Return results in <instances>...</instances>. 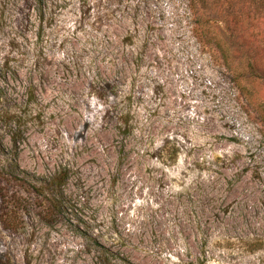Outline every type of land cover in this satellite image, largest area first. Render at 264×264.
Listing matches in <instances>:
<instances>
[{"label": "rangeland", "instance_id": "374dc122", "mask_svg": "<svg viewBox=\"0 0 264 264\" xmlns=\"http://www.w3.org/2000/svg\"><path fill=\"white\" fill-rule=\"evenodd\" d=\"M254 1L0 0V264H264Z\"/></svg>", "mask_w": 264, "mask_h": 264}, {"label": "trees", "instance_id": "16d2710c", "mask_svg": "<svg viewBox=\"0 0 264 264\" xmlns=\"http://www.w3.org/2000/svg\"><path fill=\"white\" fill-rule=\"evenodd\" d=\"M202 0H191V2L194 4L195 6V12L197 14V11H199V6ZM255 5H257L256 9L257 11H263L264 10V0H255L254 1ZM197 16V15H196ZM198 19L196 18V25L199 26L200 30H201V35L202 37L207 40L206 42H208L210 44L211 40H215L216 45L221 49V53H222V58L225 62V66L227 68V70L235 77V80H239L237 77L239 78H244L245 76V72L243 71L242 67H240L239 65H235L234 61H233V54L231 53V50L226 47L228 44L226 42H224V34L222 33L221 30V26H223L221 24V21H217V22H213L211 19L209 18H205L206 15L204 13H201L199 11L198 14ZM226 25H229V21L226 22ZM210 31H212L211 35H209ZM209 35V36H208ZM221 44H224L223 46H221ZM237 74V75H236ZM237 76V77H236ZM29 100L31 102H33L34 100V94L33 92H29ZM21 117L18 115H14L13 117L8 118V121L10 123V125L12 123H15L16 125H19L21 122ZM19 127V126H18ZM18 130V128L16 129ZM19 133V130L17 132V134ZM18 137V135H16ZM13 139V143H16V138L15 136L12 137ZM3 171H1L2 173ZM62 175L61 173L59 174V176ZM57 176V175H56ZM54 179L57 180L58 184H56V186H59L61 183H63L65 181V177L64 175L57 178L55 177ZM53 179V180H54ZM55 181V180H54ZM56 207L57 206H52L49 213H54L56 212Z\"/></svg>", "mask_w": 264, "mask_h": 264}]
</instances>
